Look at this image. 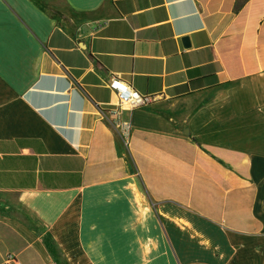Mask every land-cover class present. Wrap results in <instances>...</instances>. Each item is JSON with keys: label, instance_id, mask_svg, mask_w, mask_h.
<instances>
[{"label": "crops", "instance_id": "obj_1", "mask_svg": "<svg viewBox=\"0 0 264 264\" xmlns=\"http://www.w3.org/2000/svg\"><path fill=\"white\" fill-rule=\"evenodd\" d=\"M0 264H264V0H0Z\"/></svg>", "mask_w": 264, "mask_h": 264}, {"label": "built area", "instance_id": "obj_2", "mask_svg": "<svg viewBox=\"0 0 264 264\" xmlns=\"http://www.w3.org/2000/svg\"><path fill=\"white\" fill-rule=\"evenodd\" d=\"M108 86L118 98L113 111L115 115L113 127L121 137L123 145L128 147L132 134V123L130 120H124L120 117L121 111L149 106L157 101L159 96L141 93L135 89L131 83L119 77L112 78L109 81Z\"/></svg>", "mask_w": 264, "mask_h": 264}, {"label": "water", "instance_id": "obj_3", "mask_svg": "<svg viewBox=\"0 0 264 264\" xmlns=\"http://www.w3.org/2000/svg\"><path fill=\"white\" fill-rule=\"evenodd\" d=\"M185 40L187 41V43H189V42H188V38H187V39H185Z\"/></svg>", "mask_w": 264, "mask_h": 264}]
</instances>
